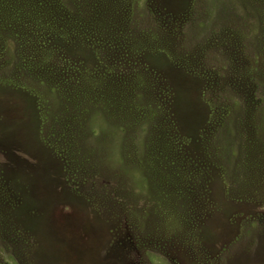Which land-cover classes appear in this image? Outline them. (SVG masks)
<instances>
[{
	"label": "rangeland",
	"instance_id": "1",
	"mask_svg": "<svg viewBox=\"0 0 264 264\" xmlns=\"http://www.w3.org/2000/svg\"><path fill=\"white\" fill-rule=\"evenodd\" d=\"M93 1L64 3L92 22L114 9ZM263 15L264 0H134L91 44L118 98L56 60L27 70L3 32L0 264H264ZM141 34L185 69L132 75L118 46Z\"/></svg>",
	"mask_w": 264,
	"mask_h": 264
},
{
	"label": "trees",
	"instance_id": "2",
	"mask_svg": "<svg viewBox=\"0 0 264 264\" xmlns=\"http://www.w3.org/2000/svg\"><path fill=\"white\" fill-rule=\"evenodd\" d=\"M133 1L94 0L93 5L96 4L100 8L102 5L103 7L107 5L114 7L111 13L108 14L107 12L108 17H104V20L107 21L105 23L104 20L92 22L88 14H84L81 19H78V12H75L73 7H68L64 0H0V47L7 37L4 36L3 32H9V35L12 34L15 38L16 43L21 44L17 48L18 52L19 48H23L22 52L24 53L20 55V60L26 65L27 70L31 71L32 68L39 72L53 71V74H57L58 68L54 69L51 66V62L56 60L62 65H66V68L59 69V71H62L60 74H65L70 80L75 78L74 83L86 84L93 90H98L100 87L99 92L104 91V93L110 89V92L115 95L114 97L118 98L122 96L119 87L111 84L113 86L110 85L107 89L103 86L109 81V77L115 76L108 69L111 63L102 62L94 51L91 52L93 50L91 44L94 43L97 47L98 42L103 41L102 35L104 33L99 32L100 29H106L114 33L117 30L115 26L122 22L125 23V19L130 14V6L132 8ZM97 23L103 25V28L97 26ZM118 29L119 32L123 33V29ZM263 34L264 24L260 35L263 36ZM132 39L129 40V38L123 37L121 39L122 43L118 46L123 51V54H120L123 59L134 66L132 75L145 73L148 69H151V71H154V69L159 70L163 76L164 74L169 75L171 74L170 70L163 71L164 68H169V64L172 69H185L183 65L185 60L171 56L164 47L157 48L152 45L154 38L151 35L141 34ZM261 47L263 51H259L260 53L256 51L257 55L253 63H250V68H254L258 75L254 76L255 81L264 78V43L262 41ZM27 61L30 62L27 63ZM249 73L250 69L242 72L241 78L245 80ZM233 76L234 80L242 82L236 75ZM87 78L90 79V84H87ZM166 80L170 83L171 92L174 87L173 81L168 76H166ZM166 80L164 79V81ZM84 89L88 90L86 87ZM206 106H208V109H212L209 102H206ZM183 139L189 141L188 138ZM28 205L31 207L33 204L26 200V206L28 207ZM27 227L33 230L35 224L29 222ZM48 230L50 231L51 228L48 227ZM56 243L58 242L56 241Z\"/></svg>",
	"mask_w": 264,
	"mask_h": 264
}]
</instances>
